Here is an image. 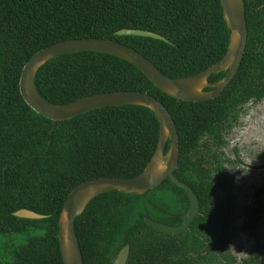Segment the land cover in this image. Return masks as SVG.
Wrapping results in <instances>:
<instances>
[{
	"label": "trees",
	"instance_id": "trees-1",
	"mask_svg": "<svg viewBox=\"0 0 264 264\" xmlns=\"http://www.w3.org/2000/svg\"><path fill=\"white\" fill-rule=\"evenodd\" d=\"M246 5V55L233 82L214 100L169 97L134 65L96 52L62 56L38 73L41 95L54 104L114 91H140L163 102L181 139L175 176L200 198L201 211L191 229L168 235L149 227L145 217L181 224L190 201L171 179L142 196L101 195L76 223L86 264H111L127 244L132 248L129 264L153 259L159 248L167 249L170 264L213 262L207 241L219 232L216 223L228 227L233 208V180L224 161H216L215 145L224 143L239 109L264 98V16L252 24L248 0ZM123 29L151 31L169 42L118 36ZM85 38L130 46L177 79L219 63L230 31L221 0H0V264H64L59 219L70 193L94 179L135 177L157 150L160 123L148 108L107 107L55 123L25 102L20 79L32 57L54 44ZM225 76L213 75L210 82ZM20 210L46 218L21 219L15 216ZM163 240L167 244H156ZM256 252L244 264H264ZM229 259L222 255L219 264Z\"/></svg>",
	"mask_w": 264,
	"mask_h": 264
},
{
	"label": "water",
	"instance_id": "water-1",
	"mask_svg": "<svg viewBox=\"0 0 264 264\" xmlns=\"http://www.w3.org/2000/svg\"><path fill=\"white\" fill-rule=\"evenodd\" d=\"M224 19L230 31V41L225 57L206 71L185 78H171L152 61L132 47L114 39H73L54 44L32 57L24 67L20 79V91L25 102L35 112L53 122L70 121L92 111L121 106H141L150 109L160 123L157 150L144 171L131 178L106 177L85 182L69 195L59 219L58 239L64 264H85L82 248L76 231V223L90 204L101 195L118 191L132 195H145L171 179L184 189L191 201L189 211L178 227H169L146 219L149 226L170 234H180L189 229L200 210L197 195L186 184L180 182L175 173L181 157V140L176 122L169 109L151 94L140 91H114L80 98L68 104H54L46 100L37 86L40 70L49 62L62 56L82 52H96L120 58L140 70L160 91L174 99L200 103L218 98L237 76L246 55L249 28L246 0H221ZM118 36H137L169 42L160 34L123 29ZM226 73L216 83L210 82L213 75ZM212 89L211 91H207ZM15 216L21 219L43 220L46 216L33 211L20 210ZM228 231H224V240ZM131 248L126 246L114 264H127Z\"/></svg>",
	"mask_w": 264,
	"mask_h": 264
},
{
	"label": "rangeland",
	"instance_id": "rangeland-1",
	"mask_svg": "<svg viewBox=\"0 0 264 264\" xmlns=\"http://www.w3.org/2000/svg\"><path fill=\"white\" fill-rule=\"evenodd\" d=\"M229 140L225 154L228 152L226 155L235 160L233 166L227 164L235 182V208L224 254L230 255L227 264H241L257 244V239L251 237L245 228L246 213L254 206L255 193L264 189V101H251L245 105ZM256 232L264 248V215L260 217Z\"/></svg>",
	"mask_w": 264,
	"mask_h": 264
},
{
	"label": "flooded vegetation",
	"instance_id": "flooded-vegetation-1",
	"mask_svg": "<svg viewBox=\"0 0 264 264\" xmlns=\"http://www.w3.org/2000/svg\"><path fill=\"white\" fill-rule=\"evenodd\" d=\"M248 3H249V6H250V9H251L252 24H254L256 22L257 17H259L260 15L264 16V0H248ZM138 30H140V29H138ZM123 37H125V36H123ZM135 37H137V36H135ZM211 90L212 89H208L207 91H211ZM252 101L255 102V103L256 102L257 103L258 102H263L264 98L262 100H260V101H254V100H252ZM248 103H246V104H248ZM245 105L241 109H239L240 110V114H239V117L237 118V120L234 122L233 127L229 131H227V133L224 134V137H223V142L224 143L215 145L214 155H217L216 161L218 162V160H220V162L222 161V164H223V161H224L225 168H227V164L232 165V166L235 164V160H232L230 157H228L226 155V154H228V152L225 154V150H226V147L229 145V141H230L229 140V136H230L231 132L233 131L234 127L236 125H238L240 117H241V115H242V113L244 111ZM207 140H208V138H205L203 140V142H206ZM234 153L236 154L237 150L234 151ZM227 171H228V169H227ZM229 174H230V172H229ZM230 176H231V179L233 180V186H232V204H233V208H232L231 214L227 217V219H228V227L227 228H222L220 223H216V227L218 228L219 232L217 234H215L214 236L211 235V241H207L206 245L209 248L208 249L209 250L208 253H210L209 254L210 257H211V255L214 256L213 262H211L210 264H219L222 261V255L230 257V255H225L224 254V248H225V245H226L227 240H228L229 229H230L231 220H232V217H233V214H234V208H235L234 207V194H233L234 193L235 182H234V177L231 174H230ZM188 187H190V186H188ZM193 192L195 193L194 190H193ZM188 197H189V195H188ZM197 197H198V195H197ZM263 197H264V189L257 190L256 193H255V196H254V206L252 208L248 209V211L246 213L247 222H246L245 230L249 233V235L251 237L257 239V244L254 246V248H253L251 254L249 255V257L246 258L241 264H244L247 260H250L257 253L256 252L257 249H258V258H260V256H261V258L264 256V248L261 246V244H260L261 242H260L259 237L257 236V232H256L260 217L264 215V200H263ZM198 199H199V202H200V198L199 197H198ZM189 201H190V197H189ZM190 206H191V201H190V205H189L188 210L182 215L181 224L183 223V216L189 211ZM200 211H201V202H200V210H199V213H198L197 217L199 216ZM196 218H195V220H196ZM146 219H147V217H145V221H146ZM148 219H150L152 221H155L157 223H161L163 225H167V224H164L162 222L153 220L151 218H148ZM195 220L193 221V223L195 222ZM193 223L191 224L189 229L186 230V231H189L191 229ZM181 224H179L177 226H172V225H167V226H169V227H178ZM149 227H151V226H149ZM151 228H153V227H151ZM153 229H155V228H153ZM155 230H157V231H159L161 233H164V234H168V235H180V234L186 232V231H184V232H182L180 234H170V233H165L163 231H160L158 229H155ZM224 231H228L227 238H226L225 242H223V240H224V235H223ZM156 244L160 245V246H163V245H165L167 243H166V241L163 240V241H157ZM128 245L131 248L130 244L125 245L117 253L116 257L111 261L112 262L111 264L115 263V261H116L117 257L119 256L120 252ZM160 251H162V252L160 253ZM131 253H132V248H131V251H130V256H129L127 264H129V262H130ZM259 254H260V256H259ZM167 255H168L167 249L159 248L154 253V258L153 259H151V260L148 259V261H147V259L139 260L138 264H170L169 261H168V256ZM83 256H84V254H83ZM84 262L86 264L85 258H84ZM93 264H104V263L103 262H96V263L93 262ZM135 264H137V263H135Z\"/></svg>",
	"mask_w": 264,
	"mask_h": 264
}]
</instances>
